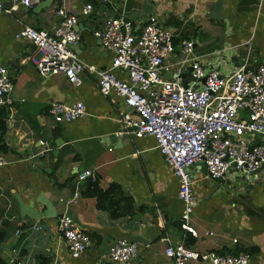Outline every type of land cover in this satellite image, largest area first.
Listing matches in <instances>:
<instances>
[{
  "label": "crops",
  "instance_id": "1",
  "mask_svg": "<svg viewBox=\"0 0 264 264\" xmlns=\"http://www.w3.org/2000/svg\"><path fill=\"white\" fill-rule=\"evenodd\" d=\"M7 1L3 0L6 6L0 12V64L13 76L11 104L0 106L8 111L0 143L9 161L0 167V231L4 233L0 256L5 264H105L109 245L121 236L138 243L134 264H171L164 255L165 235L200 252H246L248 264H264V167L250 175L247 184L237 179L239 172L233 169L221 180L211 181L202 164L188 168L194 179L189 225L197 235L192 234L180 221L177 177L152 136L124 132L122 115L129 109L122 100L115 94L102 95L94 73L86 69L78 85L61 74L41 76L30 61L35 45L15 36L24 25L53 28L59 19L55 10L63 5L78 15L75 52L85 63L102 69L110 65L112 54L93 31L103 20L124 15L139 27L154 14L171 27L176 39H191L194 53L203 61L220 57L230 67L257 66L264 64V0H53L34 12L32 7L12 8ZM85 3L92 5L87 16L81 14ZM117 74L125 77L123 72ZM176 74V66L166 73ZM54 100L82 101L86 113L56 122L48 112ZM44 132L49 136L42 142ZM57 139L62 140L59 146ZM85 169L96 174L102 189L118 184L133 199L134 214L112 218L98 209L95 197L83 195L82 180H77ZM65 182H73L74 190H79L73 204L68 201L74 190L62 185ZM17 197L38 212L46 210L39 199L48 200L55 215L39 220L23 215ZM63 212L93 241L76 257L69 253L57 226V216ZM187 263L207 264L201 259Z\"/></svg>",
  "mask_w": 264,
  "mask_h": 264
},
{
  "label": "built area",
  "instance_id": "2",
  "mask_svg": "<svg viewBox=\"0 0 264 264\" xmlns=\"http://www.w3.org/2000/svg\"><path fill=\"white\" fill-rule=\"evenodd\" d=\"M8 1L14 8L28 7L39 0ZM3 9L0 0V12ZM91 10V3H85L81 14L87 16ZM55 14L59 19L53 28L24 25L15 34L35 45L30 61L41 76L61 74L72 85L81 83L80 73L86 69L94 73L102 95L115 94L122 100L129 109L122 115L124 132L154 138L178 180L182 226L197 235L189 225L195 200L194 179L188 168L202 164L207 178L214 181L232 169L247 179L264 165V64L252 69L247 64L230 67L220 57L203 61L202 55L194 53L191 39H176L171 27L156 15L139 27L127 16L116 15L105 18L93 31L101 46L112 54L108 67L96 69L73 48L79 39L78 15L63 5ZM176 54L177 60L170 63ZM171 66L177 67L174 77L166 75ZM119 71L124 78L118 76ZM12 89L13 76L6 65L0 64V106L11 104ZM48 112L56 122H69L86 113L82 101L69 104L55 100L50 102ZM8 163L0 151V167ZM87 177L96 180L91 169L80 172L77 180ZM79 194L75 188L68 202L75 203ZM57 226L72 256H79L92 245L90 235L76 226L69 213L57 216ZM161 240L171 264H186L189 259L207 264H248L250 259L246 252H200L168 235ZM138 250L136 241L117 237L104 259L111 264H134Z\"/></svg>",
  "mask_w": 264,
  "mask_h": 264
},
{
  "label": "trees",
  "instance_id": "3",
  "mask_svg": "<svg viewBox=\"0 0 264 264\" xmlns=\"http://www.w3.org/2000/svg\"><path fill=\"white\" fill-rule=\"evenodd\" d=\"M8 111L5 108H0V143L3 142V134L6 129V119ZM62 185H69L74 190L73 182H65ZM82 194L92 196L96 199V207L106 210L112 218H120L131 216L134 214V202L130 196L123 193L121 187L116 183H111L108 188L102 189L99 186L98 180H92L87 177L82 180ZM4 239V233L0 231V242ZM248 252V251H247ZM235 253H238L235 252ZM42 263V262H41ZM0 264H5V261L0 256ZM43 264V263H42ZM111 264V263H105Z\"/></svg>",
  "mask_w": 264,
  "mask_h": 264
},
{
  "label": "water",
  "instance_id": "4",
  "mask_svg": "<svg viewBox=\"0 0 264 264\" xmlns=\"http://www.w3.org/2000/svg\"><path fill=\"white\" fill-rule=\"evenodd\" d=\"M52 2H53V0H43V1L42 0H39L36 4L31 5V6H28L26 8H31V7L34 8L33 9V12L35 10L40 11L42 8L49 6ZM7 4L8 5H11V2L10 1H7ZM5 6H6V4L3 3V7H5ZM77 25H78V21H77L76 26ZM75 45L73 46V48H75ZM249 67L252 68V69H255L256 68V65H251ZM185 73L187 74L188 71H185ZM46 136H49V133L48 132H44L42 134V137H41V141L42 142H45V141L48 140V138H46ZM56 143H57V146H59L62 143V140H58L57 139L56 140ZM56 152H57V150H54V153H56ZM194 165H196V164H194ZM194 165H191L189 168L193 167ZM203 167H204L203 170L206 172L207 171L206 166L203 165ZM263 167H264V165H263ZM250 174L252 175L253 173H250ZM238 177H239V178H237L238 180L240 179V181H242V182H244V183L247 184V180H246V178H245L244 175H238ZM222 178L223 177H220V178H218V180H221ZM17 199H18V203L20 205V209H21V212H22L23 215L29 216V217H31V218H33L35 220H39L43 216H54L55 215V211L54 210H51V207H50L51 206V202L48 201V200L39 199L44 204L46 210L45 211H42V212H38V211H34L33 208L30 205H26L22 201V199L20 197H17Z\"/></svg>",
  "mask_w": 264,
  "mask_h": 264
},
{
  "label": "rangeland",
  "instance_id": "5",
  "mask_svg": "<svg viewBox=\"0 0 264 264\" xmlns=\"http://www.w3.org/2000/svg\"><path fill=\"white\" fill-rule=\"evenodd\" d=\"M186 264H188V263H186Z\"/></svg>",
  "mask_w": 264,
  "mask_h": 264
}]
</instances>
